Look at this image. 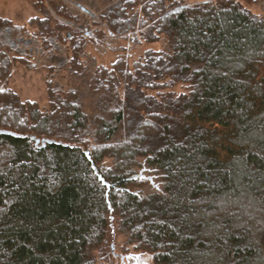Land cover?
I'll return each instance as SVG.
<instances>
[{
	"label": "trees",
	"instance_id": "obj_1",
	"mask_svg": "<svg viewBox=\"0 0 264 264\" xmlns=\"http://www.w3.org/2000/svg\"><path fill=\"white\" fill-rule=\"evenodd\" d=\"M251 1L106 0L96 34L126 44L90 76L92 117L76 90L48 88L41 107L0 88V129L24 135H0V264H113L96 255L111 218L121 248L140 251L119 254L127 264H264V15ZM53 8L82 70L78 17ZM142 42L161 46L131 61Z\"/></svg>",
	"mask_w": 264,
	"mask_h": 264
},
{
	"label": "rangeland",
	"instance_id": "obj_2",
	"mask_svg": "<svg viewBox=\"0 0 264 264\" xmlns=\"http://www.w3.org/2000/svg\"><path fill=\"white\" fill-rule=\"evenodd\" d=\"M59 5L69 8L78 17L77 22L82 30L92 32V35L83 32L87 40L80 59L82 70L71 66L69 61L71 47L67 38L70 35L67 33L72 29L69 27L58 34L59 20L68 22V17L59 18L61 16L53 8ZM246 5L253 12L264 15V0L251 1ZM106 7V0H0V88H12L21 100L30 99L41 107L47 106L48 88L59 93L76 90L82 110L92 117L95 114V98L88 87L90 76L96 67L112 66L116 58L123 54L126 44L124 41L116 44V35L111 36L101 30L99 32L103 35L96 34L97 22H93L92 17L103 12ZM44 21L55 32L51 37H46L42 31L40 22ZM103 37L109 42L102 40L104 44L98 46ZM17 40H22L24 44L17 46ZM134 46L130 49L131 61L146 48L161 45L142 42ZM181 88L178 86L174 90ZM144 169L139 167L136 175L140 179L152 178L153 185L157 184L154 174L146 169L141 171ZM153 185L147 184L143 189ZM121 243L123 236L115 233L114 219L111 218L107 241L96 251V255L107 263L127 264V260L122 262L119 259V254L136 255L140 251H125Z\"/></svg>",
	"mask_w": 264,
	"mask_h": 264
},
{
	"label": "water",
	"instance_id": "obj_3",
	"mask_svg": "<svg viewBox=\"0 0 264 264\" xmlns=\"http://www.w3.org/2000/svg\"><path fill=\"white\" fill-rule=\"evenodd\" d=\"M0 135H10V136H14V137H17V136H21V137H24V135H19V134H16V133H13L11 131H8V130H3V129H0ZM30 139L34 140V143L36 145H38L40 143V146L43 147L44 144L48 141L46 139H39V138H36L35 136L31 135L29 136ZM141 177V176H140ZM143 178V177H142ZM128 257V256H126ZM120 259L123 260V256H120Z\"/></svg>",
	"mask_w": 264,
	"mask_h": 264
},
{
	"label": "flooded vegetation",
	"instance_id": "obj_4",
	"mask_svg": "<svg viewBox=\"0 0 264 264\" xmlns=\"http://www.w3.org/2000/svg\"><path fill=\"white\" fill-rule=\"evenodd\" d=\"M84 33H85V35H88V33H89V35H92V32H90V31H84ZM18 42H16V45L17 46H21L22 44H24L23 42H22V40H17Z\"/></svg>",
	"mask_w": 264,
	"mask_h": 264
}]
</instances>
